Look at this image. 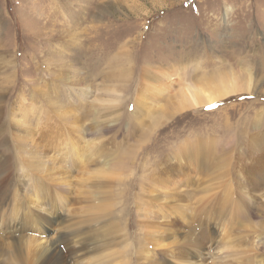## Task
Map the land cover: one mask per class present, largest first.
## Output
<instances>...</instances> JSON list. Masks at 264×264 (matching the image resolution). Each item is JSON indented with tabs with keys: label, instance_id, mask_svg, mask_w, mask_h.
<instances>
[{
	"label": "rangeland",
	"instance_id": "374dc122",
	"mask_svg": "<svg viewBox=\"0 0 264 264\" xmlns=\"http://www.w3.org/2000/svg\"><path fill=\"white\" fill-rule=\"evenodd\" d=\"M187 61L252 89L178 112L175 83L136 109L143 67ZM255 133L264 0H0V264H264Z\"/></svg>",
	"mask_w": 264,
	"mask_h": 264
},
{
	"label": "bare ground",
	"instance_id": "6f19581e",
	"mask_svg": "<svg viewBox=\"0 0 264 264\" xmlns=\"http://www.w3.org/2000/svg\"><path fill=\"white\" fill-rule=\"evenodd\" d=\"M61 10V9H60ZM60 12V11H59ZM58 12V13H59ZM62 13V12H61ZM65 17V16H64ZM101 17V16H100ZM92 28V26H91ZM47 34V33H46ZM95 44V43H94ZM189 64V62H181L179 64H176V66H165V65H158L156 64L155 67H143L141 69V88L138 90L137 97L135 100V107L138 111L141 109L147 107V101L149 99L148 96L151 95H164V93H170L172 91V86L175 83H179L178 86L180 88L178 89L177 94H175V103L173 104L174 110H184L189 108H194L197 106H200L206 102H210L215 100L218 97H223L228 94H235L240 91H250L252 89V76L251 73H247L245 75V78L243 80L238 79L237 76L232 75L230 78H223L220 80L215 81L214 83H210L208 81L203 82L202 84H196L192 81H190L187 78V69H195L197 66H199V63H196V65ZM245 74V73H244ZM254 90V89H253ZM166 95V94H165ZM134 107V110H135ZM179 112V111H178ZM253 135L250 138V150L249 153H252L250 156H248L251 160H253L254 163L262 164L264 165V144L260 137H255ZM29 139V138H28ZM259 140V142H257ZM31 142V147H38L40 146V141H37V138H34L32 140H29ZM263 145V146H262ZM184 149L187 151V153L190 155V160H193L194 163V172L197 173L198 169H200L199 173L203 172L206 174L207 170L210 168L208 165L206 159L213 155L212 147L208 148L206 144H196L193 143V145H185ZM204 159V166H202V161ZM211 161L213 159L211 158ZM190 164H192L190 162ZM189 161L179 167H185L187 165V168H189ZM216 163L213 161V166ZM218 166L222 164L221 160L217 163ZM244 168V166L242 167ZM202 173V174H203ZM184 175L186 177V183L185 186H191V182H194L193 184H201L203 178H197L196 174L194 175V180L192 179L193 176H191V173H185ZM199 176V175H198ZM192 177V178H191ZM153 180V179H152ZM154 184V182H153ZM194 186V188H200L199 186ZM202 185V184H201ZM193 186V185H192ZM184 187V186H183ZM186 188V187H185ZM195 189V190H196ZM190 190L182 189L183 193H188ZM198 226V225H197ZM202 226V225H201ZM204 230V229H203ZM206 231V230H205ZM190 232L187 233L186 237H189ZM54 240L50 237L46 238L45 240V248L47 250H54L56 248L54 244Z\"/></svg>",
	"mask_w": 264,
	"mask_h": 264
}]
</instances>
